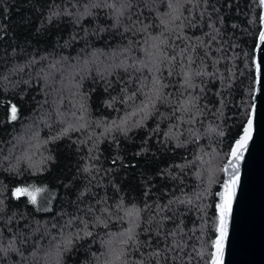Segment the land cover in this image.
<instances>
[{"label":"trees","instance_id":"obj_1","mask_svg":"<svg viewBox=\"0 0 264 264\" xmlns=\"http://www.w3.org/2000/svg\"><path fill=\"white\" fill-rule=\"evenodd\" d=\"M261 15L259 0H0V264H209ZM31 183L48 187L36 205L12 196Z\"/></svg>","mask_w":264,"mask_h":264},{"label":"water","instance_id":"obj_2","mask_svg":"<svg viewBox=\"0 0 264 264\" xmlns=\"http://www.w3.org/2000/svg\"><path fill=\"white\" fill-rule=\"evenodd\" d=\"M262 31H264V23H262ZM262 48L264 45L258 40L255 62L261 66V72L259 74L256 72L261 83H257L253 98L255 108L253 137L240 164V183L228 222L224 264H264V51ZM225 179H227L226 175ZM222 190L220 188V191ZM219 202L220 197L217 195V204Z\"/></svg>","mask_w":264,"mask_h":264},{"label":"snow or ice","instance_id":"obj_3","mask_svg":"<svg viewBox=\"0 0 264 264\" xmlns=\"http://www.w3.org/2000/svg\"><path fill=\"white\" fill-rule=\"evenodd\" d=\"M261 7H264V0H259ZM100 5H93V7H99ZM119 17H117V20ZM260 21L264 23V15L260 16ZM259 41L261 45H264V31L259 33ZM264 51V48H262ZM175 57H173L174 59ZM135 65H130L134 67ZM256 72L259 74L261 72L260 64H256ZM256 82L261 83L259 75L257 76ZM254 112L255 108L253 107L252 111L249 112L247 122L243 126V132L238 139L235 140L234 144L230 147V151L227 153V161L222 167V172L227 176V179L221 184L222 191L216 193L220 197V202L215 205L218 213V224L216 227V232L218 235L212 241L213 251L210 254L209 264H224V250L225 242L228 237V222L232 214L233 201L236 197L237 188L240 183V164L244 159L245 152L248 149L249 142L253 137V124H254ZM12 120L17 119V107L12 106L11 108ZM223 135V132L220 133ZM21 190L15 188L12 191V196L19 199L21 198L17 193ZM32 204L36 205L35 197L30 196ZM134 239L133 236H129V240Z\"/></svg>","mask_w":264,"mask_h":264},{"label":"clouds","instance_id":"obj_4","mask_svg":"<svg viewBox=\"0 0 264 264\" xmlns=\"http://www.w3.org/2000/svg\"><path fill=\"white\" fill-rule=\"evenodd\" d=\"M21 191L17 193L21 198H27L28 202L32 204L30 200V196L35 197L36 204L39 202V198L48 191V187L46 185H38L36 183H31L28 185L17 186ZM35 205V204H32Z\"/></svg>","mask_w":264,"mask_h":264}]
</instances>
